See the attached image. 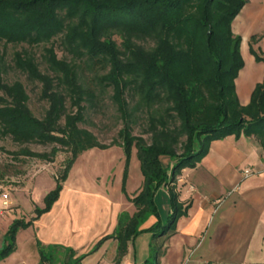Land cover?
<instances>
[{
	"label": "trees",
	"instance_id": "obj_1",
	"mask_svg": "<svg viewBox=\"0 0 264 264\" xmlns=\"http://www.w3.org/2000/svg\"><path fill=\"white\" fill-rule=\"evenodd\" d=\"M246 2L0 0V140L10 138L21 146L18 155L47 163H53L60 151L68 154L54 175L56 185L45 195L43 207L35 208V216L28 221L13 220L4 234L0 259L13 252L18 229L50 210L69 169L86 150L124 149L123 192L132 149L139 161L142 183L129 199L134 212L121 213L112 234L101 237L90 251L115 239L114 264H121L129 242L141 232L150 231L161 241L175 233L176 221L189 206L178 200L176 181L183 168H194L204 158L212 141L229 135L252 136L264 150V79L256 83L247 104H241L234 84L243 60L231 22ZM55 38L69 58L58 56ZM8 44L43 46L45 72L29 51L16 52L12 58L17 70L40 83V99L47 104L41 117L28 106L23 83L3 79ZM250 52L256 61H264L252 48ZM86 71L95 75L92 83L84 78ZM107 90L122 126L117 140L103 144L79 124L86 119L85 105L96 107ZM139 118L145 121L142 131L148 140L134 134ZM28 144L51 149L34 152L23 146ZM4 173L0 170V181ZM162 187L171 205L164 222L154 202ZM151 216L157 217L155 224L141 228ZM38 249V264H57L58 250L69 259L63 264H80L84 257L73 258L72 249L60 246L39 245ZM154 252V261L147 259L145 264H158L163 245Z\"/></svg>",
	"mask_w": 264,
	"mask_h": 264
},
{
	"label": "crops",
	"instance_id": "obj_2",
	"mask_svg": "<svg viewBox=\"0 0 264 264\" xmlns=\"http://www.w3.org/2000/svg\"><path fill=\"white\" fill-rule=\"evenodd\" d=\"M244 8L238 16L243 15ZM235 20L240 25V19ZM262 79L264 63L251 55L248 62H243L234 81L241 104L249 102L254 86ZM119 148L122 149L120 146L95 147L82 152L71 168L80 165L81 174L64 182L49 211L16 231L15 248L0 259V264H38L39 245L72 249L73 258L84 255L80 264H114L115 239L105 240L97 250L90 251L101 237L112 234L121 213L131 215L134 212L129 199L138 193L142 183V174L137 171L139 161L137 159L133 165L131 174L127 172L123 192L122 165L113 173L111 160L103 158L109 166L104 171V179L98 183L93 181L91 173L95 170V162L92 157L83 155L89 151L112 150L119 151L116 156L120 158ZM245 167L251 169L247 177L242 174ZM38 176L25 178L11 189L14 194L0 190V248L13 220L28 221L35 216L32 199ZM175 186L178 200L189 206L176 221L175 233L166 241L155 240L164 250L158 257V264H264V150L258 141L244 135H229L212 141L208 153L194 168L181 170ZM161 189L169 195L164 187ZM2 193L8 194L6 204ZM18 194L29 201L26 210ZM162 200L167 208L165 214L158 211V216L164 222L171 205L167 196ZM156 221L157 217L151 216L141 228L147 229ZM144 235L129 242L121 264L146 263L149 245ZM68 260L64 251H56L57 264Z\"/></svg>",
	"mask_w": 264,
	"mask_h": 264
},
{
	"label": "rangeland",
	"instance_id": "obj_3",
	"mask_svg": "<svg viewBox=\"0 0 264 264\" xmlns=\"http://www.w3.org/2000/svg\"><path fill=\"white\" fill-rule=\"evenodd\" d=\"M243 15L235 16L231 22L232 33L234 36H237L240 40L239 43V55L242 57L243 62H248L249 57L251 56L250 48H252L257 55H259L262 59H264V0H247L246 4L244 5ZM243 8V7H242ZM241 11V10H240ZM239 11V12H240ZM247 15L245 17L244 15ZM244 18V19H243ZM240 19V25L236 24L237 20ZM235 31H234V30ZM54 46L56 48L57 54L60 58L68 57L66 52L62 51V48L59 45V38L54 39ZM6 50V57H5V64L7 66L6 72L3 75V79L6 82H13V81H20L23 83L26 92L28 93L29 100L28 106H30L31 111L36 117H41L47 108V104L45 101L40 99V83L38 82H31L28 78H26L25 74L17 70L13 64L12 58L16 52L20 51H29L31 54L35 55L37 62L40 64V69L45 72V64L41 60V55L43 54V46H34L29 47L26 44L20 45H11L8 44L5 47ZM264 63V61H261ZM84 78L87 82L92 83L95 79V75L91 72H84ZM243 77V76H242ZM245 77V76H244ZM241 79V78H240ZM111 91L107 90L106 93L99 96V99L96 102V107L91 109L87 104L85 110V122L79 124V128H85L95 134L98 141L103 144H109L113 140H117L118 130L122 126V122L120 117H118V112L116 110V106L112 103L110 99ZM143 118H139L137 124L133 127L134 134H143V126H144ZM144 138L148 140V135L143 134ZM28 149L34 152H49L50 146H43V145H35V144H28L23 145ZM22 146V147H23ZM0 170L4 171L3 181H0V190L11 191V189L15 186H18L22 183L25 178L34 179L35 176H38L35 186L33 189V203L35 208H42L43 207V199L45 195L51 190L54 189L56 185L55 180V173L60 169L61 166L64 165V160L67 158L68 154L65 152H58L55 156L53 163H47L41 159H35L33 157H23L18 155L17 153L21 150V146L14 144L10 138H4L0 140ZM118 148V147H116ZM120 149V148H119ZM121 157L118 158L116 155L119 151H108V152H95L89 151L84 153V157L89 156L92 157V161L95 162V170H91L93 175V181H97L98 183L100 180L104 179L105 173L104 171L108 169L109 165L103 160H111L112 167L114 169L113 173L116 172L118 166L122 165L124 168L125 163V152L124 149H120ZM83 157V158H84ZM129 163L127 172L131 174L133 172V165L137 162L135 150L132 149L129 155ZM75 163V162H74ZM73 163V164H74ZM79 164V163H78ZM73 166V165H72ZM71 166V168H72ZM69 169L67 173V179L71 177L74 179V175H80L82 170L80 171V165L75 166L73 169ZM44 169V170H43ZM190 169V168H184ZM43 170V171H42ZM139 169L137 168V171ZM42 171L41 173H39ZM170 172V171H169ZM53 173V175H52ZM171 174V172L169 173ZM62 182V185L64 182ZM15 192L11 191V194ZM17 193V192H16ZM19 200L21 206L26 210V205L29 201L24 198L22 195H19ZM169 200V195L166 194L162 189L155 193L154 195V202L156 203L157 210L160 213L165 214L166 212V204L163 202L162 199ZM9 198V197H8ZM8 200V199H7ZM28 201V202H27ZM34 208V209H35ZM147 237L148 243L147 245V259L154 261L155 258V249L158 247L159 242L155 241L156 239L160 240V237H153L150 231L141 232L137 237L141 239L143 236ZM136 237V238H137ZM138 240V244H139ZM153 247V248H152ZM152 248V249H151ZM158 249V248H157Z\"/></svg>",
	"mask_w": 264,
	"mask_h": 264
},
{
	"label": "built area",
	"instance_id": "obj_4",
	"mask_svg": "<svg viewBox=\"0 0 264 264\" xmlns=\"http://www.w3.org/2000/svg\"><path fill=\"white\" fill-rule=\"evenodd\" d=\"M251 173V169L245 167L242 169V174L244 177H247L248 175H250ZM2 198L4 200V204L7 203V199H8V194L7 193H2Z\"/></svg>",
	"mask_w": 264,
	"mask_h": 264
}]
</instances>
